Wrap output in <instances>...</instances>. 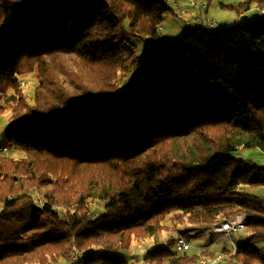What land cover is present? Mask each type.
<instances>
[{
	"label": "trees",
	"instance_id": "trees-1",
	"mask_svg": "<svg viewBox=\"0 0 264 264\" xmlns=\"http://www.w3.org/2000/svg\"><path fill=\"white\" fill-rule=\"evenodd\" d=\"M255 3L220 7L241 15ZM169 10L163 0H0V116L12 120L0 146V264H130L121 252L155 240L167 220L189 232L239 214L251 217L248 239L218 264H264V196L247 190L264 187V165L238 154L264 153V16L183 24L161 47ZM35 71L30 102L20 77ZM133 71L125 93L121 76ZM179 83L203 94L220 84L231 100L148 103ZM192 248L155 244L143 258L216 255Z\"/></svg>",
	"mask_w": 264,
	"mask_h": 264
},
{
	"label": "rangeland",
	"instance_id": "rangeland-1",
	"mask_svg": "<svg viewBox=\"0 0 264 264\" xmlns=\"http://www.w3.org/2000/svg\"><path fill=\"white\" fill-rule=\"evenodd\" d=\"M196 1L202 2V1H206V0H196ZM240 1H244V0H214L213 4L211 5V7L209 9L207 7L204 8V6H200V9L198 7H194V8H197L200 10L199 12L201 13L203 18H206V19L214 18V19H216L217 24L215 27L219 28V27H225V26L232 25L235 21H238V20L240 21V19L243 16L244 17H250L254 13L259 14L258 9H259L260 3H255L253 8H252L253 10H251L250 12L245 11L241 15H238V13L234 10H229V9L220 7V2L238 3ZM182 2H185V1L182 0ZM183 6L186 7V12L184 13L182 18H180L173 10H169L166 12L165 20L163 22L164 28L162 27V29H164V30H162L163 38H165V39L171 38V36H177L181 32V30L183 28V24H185V21H186L185 19L188 17L189 13H191V10H190L191 7H189L185 3ZM190 18H188L189 21L195 20V19L190 20ZM231 19H235V20L232 21ZM172 34H174V35H172ZM134 40L135 39H131V41H134ZM132 46L136 50L137 53H145L146 52L144 49L145 44H143L139 40L134 42ZM146 48H147V46H146ZM137 77H139L138 71H133L128 76H121L120 85H121L122 91H126L125 93H130L131 91L133 92L135 90V88L134 89L132 88V82ZM182 80L186 81V78H183ZM23 82H24V84H23ZM37 85H38L37 71H35L33 73L22 75L20 77V87L23 89V92L28 96V100L30 102H32V100H33L34 92H35ZM196 94L201 96V99H198L195 96ZM220 95L223 97V99L219 98ZM147 98H148V103L151 102L152 100H157L160 102H164V101L166 102L170 98L175 103H182L183 102V103L196 104V105H201L204 103H211L215 107H218V108L225 107L229 103V101L231 100V96L226 93L225 88L220 84H215L209 94H203L197 88L192 87V86H185V85H182L181 83L172 86L171 89L166 91V92H162L158 95H155L154 97H151V98L147 97ZM3 102H4V98H1L0 104H3ZM10 114H11V111L9 109H7L0 116V146L1 145L5 146L8 144L7 139H6V134H7L8 130L10 129V126L12 123V120L10 118ZM6 154L14 156V157L24 156L23 152L14 150L12 148H9V150L6 152ZM238 154H239V156L245 157L247 159L253 160L257 163L264 165V153L258 148H256V149H244L241 147ZM247 190L264 196V187L247 188ZM34 196H36V193H34ZM37 201L39 203H42L43 202L42 197L37 196ZM99 207L100 208L103 207V203H101L99 205ZM166 225H167L166 228L160 232V234L158 235V237L155 240L154 239L151 240V242L154 243L153 245L164 244V245H167L169 247L174 248L173 242H174L175 236L178 234L179 231H182L183 229H185V227L181 226V225L175 226L171 222V220H167ZM196 227L197 228L193 227V228L188 229L190 234H191V232L196 233V230H201L202 232L201 231L200 232L203 233L202 234L203 237L202 236L201 237L207 243H211V241L215 239L216 243L214 246L210 247L211 251H214L215 253L216 252L221 253L224 248L230 249L232 247L230 240L228 238H226L225 236H223V235H218V236L212 235V232L210 231V229L207 225L197 224ZM248 236H249L248 231L246 229H243V230H240L237 233H235L233 236V239L236 241V243H239V242L246 241L248 239ZM196 238L197 237L192 238V243L194 246H196ZM135 243H143L144 247L141 249L135 248V246H134ZM146 243H148V241H142V240L134 241V244L132 245V247L128 251H122L121 254L119 255V257H121V258L127 257L129 255V253L133 254V252L142 251V249L145 250V248H149L150 245L149 244L147 245ZM192 251L197 252V250L195 248H192ZM61 264H68V262L62 261ZM222 264H227V262L226 263L223 262Z\"/></svg>",
	"mask_w": 264,
	"mask_h": 264
},
{
	"label": "built area",
	"instance_id": "built-area-1",
	"mask_svg": "<svg viewBox=\"0 0 264 264\" xmlns=\"http://www.w3.org/2000/svg\"><path fill=\"white\" fill-rule=\"evenodd\" d=\"M168 6L171 7V9L180 17L182 18L184 13L186 12V7H184V3L187 4L189 7H198L200 9V6H204V8L207 7V2L202 1L198 2L196 0H184L185 2H182V0H163ZM259 14L260 16H264V3H261L259 6ZM256 18L254 17H242L239 22L247 23L252 25ZM217 22L216 19L210 18L206 19L203 18L201 13L199 12L197 15V18L194 21H185L186 28H192L197 25H202L206 28H214L216 26ZM166 41L165 38L161 37L157 41V45L163 47L165 45ZM264 43V42H263ZM262 43L261 49L262 52H264V44ZM24 84V82H23ZM130 96V95H128ZM220 99H222V96H219ZM251 217L249 215H242L239 214L234 218L227 219L224 221L216 222L211 225L210 231L212 232V235H223L226 238H228L232 244V249L230 253L221 252L216 254L212 258H202L200 263L198 264H218L221 261L226 260L230 255L234 254L237 249V243L233 239V236L235 233H237L240 230H243L246 228L249 220ZM135 248L141 249L144 247L143 243H135ZM193 247L190 233L187 231H179L176 235L175 241H174V248L180 252L184 253L186 251H189ZM81 255L79 251H75V257ZM138 264H158L157 262H152L150 260H146L142 258Z\"/></svg>",
	"mask_w": 264,
	"mask_h": 264
},
{
	"label": "crops",
	"instance_id": "crops-1",
	"mask_svg": "<svg viewBox=\"0 0 264 264\" xmlns=\"http://www.w3.org/2000/svg\"><path fill=\"white\" fill-rule=\"evenodd\" d=\"M191 13H189L188 17L185 19V20H189L188 18L191 19H196L197 15H198V12L200 11L199 9L197 8H194V7H191ZM253 10V9H251ZM250 10V11H251ZM248 11V12H250ZM257 11V10H256ZM259 14L258 13H254L252 16L250 17H254L256 18ZM232 21H234L235 19H231ZM236 22V21H235ZM234 22V23H235ZM164 28V27H163ZM164 30V29H163ZM174 35V34H172ZM172 37H175V36H171ZM202 235H200L199 237L196 238V246L193 245V248H195L197 251H201L203 248L207 249V250H210V247L214 246L216 241L215 239L211 241V243H207L206 241H204L201 237ZM152 244H150V243ZM207 243V244H206ZM147 245L149 244L150 246H153V243L151 242V240H148V243H146ZM144 249H142V251H137V252H133V254L129 253V263L130 264H138L139 261L143 258V254H144ZM211 251V250H210ZM219 252H216L215 254H218ZM132 262V263H131Z\"/></svg>",
	"mask_w": 264,
	"mask_h": 264
}]
</instances>
